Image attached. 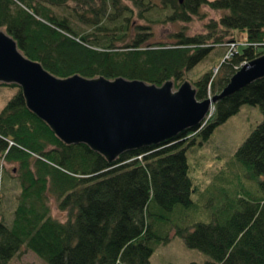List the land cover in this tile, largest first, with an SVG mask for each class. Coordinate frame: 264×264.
Masks as SVG:
<instances>
[{"label":"trees","instance_id":"obj_1","mask_svg":"<svg viewBox=\"0 0 264 264\" xmlns=\"http://www.w3.org/2000/svg\"><path fill=\"white\" fill-rule=\"evenodd\" d=\"M167 1L172 11L163 22H188L203 7L224 14L206 26L208 34L180 33L163 45L138 33L133 37L134 9L123 0H0V29L27 58L59 78L123 77L157 86L173 81L175 88L211 53V39L223 43L228 32L245 33V42H224L238 48L221 65L218 80L209 72L192 83L199 101L208 91L221 92L244 63L264 54V0ZM133 2L139 18L155 7ZM54 8H70L72 14L58 16ZM75 10L93 32L75 31L70 19ZM242 105L258 106L263 119L235 160L257 181L262 196L237 194L214 221L175 233L187 248L209 256L202 264H264V78L218 100L198 129L125 152L111 163L87 145L58 139L28 110L19 89L0 112V162L18 164L21 188L13 219L0 221V264L22 247L46 264H149L153 245L170 240L155 227L175 206L192 203L185 151L195 144L193 135L205 140ZM50 197L67 213L66 222L51 216Z\"/></svg>","mask_w":264,"mask_h":264},{"label":"water","instance_id":"obj_2","mask_svg":"<svg viewBox=\"0 0 264 264\" xmlns=\"http://www.w3.org/2000/svg\"><path fill=\"white\" fill-rule=\"evenodd\" d=\"M182 2V0H181ZM264 78V55L241 67L221 93L202 101L189 81L178 89L123 77L59 78L27 58L0 29V84H15L26 107L66 145H87L108 162L198 129L212 105Z\"/></svg>","mask_w":264,"mask_h":264},{"label":"rangeland","instance_id":"obj_3","mask_svg":"<svg viewBox=\"0 0 264 264\" xmlns=\"http://www.w3.org/2000/svg\"><path fill=\"white\" fill-rule=\"evenodd\" d=\"M123 2L134 9L133 24L135 27L131 32L134 34L133 37L138 33L141 37H148L150 43L163 45L173 44L180 33L189 36L208 34L206 26L219 21L224 14L203 7L200 10L201 16L193 17L188 22H163L172 11L170 6L164 4V0H142L143 4L155 5L150 11L144 13L143 18L136 16L138 10L136 7L134 8L133 0H123ZM99 5L101 6V4ZM53 11L56 15L63 16L69 15L72 9L54 8ZM70 19L73 28L79 34L93 32V26L79 18L76 15V10L75 16ZM223 39V43H216L214 38L208 42V45L214 46L213 50L201 63L185 74V81L192 84L209 72L212 73L215 80L221 77L219 70L227 60L230 48V44L224 42L232 39L245 42L246 35L239 31H234L233 34L228 32ZM234 44L237 46L236 42ZM245 64L247 63L242 66ZM19 89L0 86V112ZM219 93L221 92L213 94L208 91L207 98ZM213 111L214 105H212L209 116ZM262 119L263 116L258 106L242 105L236 114L217 126L205 140L201 136L193 135L192 138L196 137L195 144L189 146L185 151L188 165L187 175L191 181L190 199L192 203L188 207L175 206L167 216L168 220L155 227L162 234L161 236H169L170 240L167 243L153 245L154 251L149 258V264H190L192 262L202 264L209 261L208 255L187 248L183 240L176 235V228L192 229L194 224L214 221L222 214L227 201L233 199L237 194L246 198L262 196L257 181L250 179L246 169L235 160L236 150ZM18 168L16 163L0 162V221L7 224L13 219L21 192ZM49 204L51 216L61 222H66L67 213L58 209L55 198L50 197ZM7 264L46 263L33 252L22 247Z\"/></svg>","mask_w":264,"mask_h":264},{"label":"built area","instance_id":"obj_4","mask_svg":"<svg viewBox=\"0 0 264 264\" xmlns=\"http://www.w3.org/2000/svg\"><path fill=\"white\" fill-rule=\"evenodd\" d=\"M229 47L230 48H229V52H228L226 59H229L237 51V46H235L234 43H231Z\"/></svg>","mask_w":264,"mask_h":264},{"label":"bare ground","instance_id":"obj_5","mask_svg":"<svg viewBox=\"0 0 264 264\" xmlns=\"http://www.w3.org/2000/svg\"><path fill=\"white\" fill-rule=\"evenodd\" d=\"M226 44H231V43H226Z\"/></svg>","mask_w":264,"mask_h":264}]
</instances>
